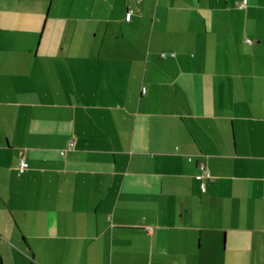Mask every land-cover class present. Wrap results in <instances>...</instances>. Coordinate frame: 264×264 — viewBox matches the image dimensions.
<instances>
[{"label": "crops", "instance_id": "1", "mask_svg": "<svg viewBox=\"0 0 264 264\" xmlns=\"http://www.w3.org/2000/svg\"><path fill=\"white\" fill-rule=\"evenodd\" d=\"M242 1L0 0V264H264V0Z\"/></svg>", "mask_w": 264, "mask_h": 264}, {"label": "built area", "instance_id": "2", "mask_svg": "<svg viewBox=\"0 0 264 264\" xmlns=\"http://www.w3.org/2000/svg\"><path fill=\"white\" fill-rule=\"evenodd\" d=\"M244 4H245V0H243L240 4H239V7H242V6H244ZM131 18V12L130 11H127L126 13H125V17L123 18V19H125L126 21L128 20L129 21V19ZM164 54H162V56H163ZM142 92L144 93V89H142ZM70 145H72V141H70L69 142V146ZM61 153L63 154L64 153V150H62L61 151ZM26 160L22 157V158H20V160H18V166H17V170L21 173V172H23L26 168H27V166H28V164H27V162H25ZM197 168H199V173L196 175V178L199 180V182H200V185H201V190L202 191H204V180L206 179V178H208L209 177V172H208V169H206L207 167H206V165H205V162H203V161H199L198 162V167ZM147 230H149V229H147Z\"/></svg>", "mask_w": 264, "mask_h": 264}, {"label": "rangeland", "instance_id": "3", "mask_svg": "<svg viewBox=\"0 0 264 264\" xmlns=\"http://www.w3.org/2000/svg\"><path fill=\"white\" fill-rule=\"evenodd\" d=\"M9 40H10V38L7 40V42H9ZM3 41H6V39ZM12 41L17 43V44H19V42H22L20 37H17V38L13 37V38H11V42ZM0 42H2V41H0ZM15 55H17V53L14 52V48L11 45L7 49H1L0 48V58L1 59H5V60L9 61V60L14 59Z\"/></svg>", "mask_w": 264, "mask_h": 264}]
</instances>
